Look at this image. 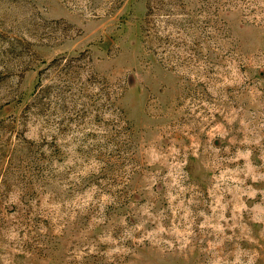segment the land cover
I'll return each mask as SVG.
<instances>
[{"label":"rangeland","instance_id":"1","mask_svg":"<svg viewBox=\"0 0 264 264\" xmlns=\"http://www.w3.org/2000/svg\"><path fill=\"white\" fill-rule=\"evenodd\" d=\"M0 264H264V0H0Z\"/></svg>","mask_w":264,"mask_h":264}]
</instances>
